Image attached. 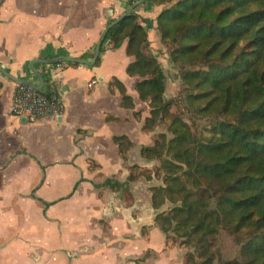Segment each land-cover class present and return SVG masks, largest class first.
I'll return each instance as SVG.
<instances>
[{"label": "crops", "instance_id": "1", "mask_svg": "<svg viewBox=\"0 0 264 264\" xmlns=\"http://www.w3.org/2000/svg\"><path fill=\"white\" fill-rule=\"evenodd\" d=\"M129 5L0 0V65L38 84L29 60L91 59L108 21ZM133 11L150 38L160 8L145 2ZM125 45H106L97 66L34 64L43 90L62 102L56 120L29 123L10 114L15 83L0 72V264H183V248L168 242L154 222L153 161L140 154L152 133L142 130L146 102L134 89L138 78L126 73L133 58ZM116 82L134 108L120 105ZM120 136L130 142L124 156L114 141ZM137 167L151 170V177L131 179Z\"/></svg>", "mask_w": 264, "mask_h": 264}, {"label": "trees", "instance_id": "2", "mask_svg": "<svg viewBox=\"0 0 264 264\" xmlns=\"http://www.w3.org/2000/svg\"><path fill=\"white\" fill-rule=\"evenodd\" d=\"M145 2L160 8L156 31L180 79L179 98L165 97L166 74L134 11L107 31L94 66L106 45L116 49L126 41L133 58L126 73L138 78L134 89L146 102L142 130L152 133L140 154L163 171L150 188L154 222L167 241L188 248L183 264L219 262L221 233L237 247L226 264H264V0ZM116 84L120 105L134 108ZM180 104L208 120L207 134L194 132L182 110L173 111ZM161 125L166 131L157 130ZM114 141L124 156L130 142ZM165 203L171 206L161 209Z\"/></svg>", "mask_w": 264, "mask_h": 264}, {"label": "rangeland", "instance_id": "3", "mask_svg": "<svg viewBox=\"0 0 264 264\" xmlns=\"http://www.w3.org/2000/svg\"><path fill=\"white\" fill-rule=\"evenodd\" d=\"M156 30L157 29L155 27V31L151 33L150 38H151V42L153 43L152 44V50L154 51L155 55L160 60L162 67H163V70L166 74L165 97L167 99L179 98L180 90H181L180 79H179L178 74L176 73L175 69H173L168 62V48L159 42L158 33ZM178 100H180V99H178ZM145 110L147 111L146 107H145ZM176 110L177 111L182 110L183 118L190 124V126L194 132L201 133V134H207L206 126L208 124V120L206 118L195 115L194 113L192 114L191 112H188L182 104H180V106L179 105L174 106L173 111H176ZM157 130L158 131H161V130L166 131L165 125L159 126ZM167 135H168V137L171 136V134L168 132H167ZM158 164H159V162L156 161V162H152L150 165L151 170L153 172H155V175H153V176L155 177L156 181L154 180L153 183H155L157 185L160 184V182L162 181V177H163V171H157L156 170V166ZM151 170H146L145 168L138 170V167H137L136 172H139L140 177L142 179H144V177L149 176V174L151 173L150 172ZM170 206H171L170 203H165L161 207V209L166 210ZM172 245H177V246L183 248L184 253L186 250H188V248H185V247L178 245V244H172ZM218 249H219L221 260L219 262H216L215 264H226V262L230 261L237 253V247L234 246V244L231 242L230 238L228 236H226L224 233H221L219 235ZM228 264H231V263H228Z\"/></svg>", "mask_w": 264, "mask_h": 264}, {"label": "built area", "instance_id": "4", "mask_svg": "<svg viewBox=\"0 0 264 264\" xmlns=\"http://www.w3.org/2000/svg\"><path fill=\"white\" fill-rule=\"evenodd\" d=\"M95 82V79L91 80L88 86ZM43 88L36 90L26 85L15 84L9 113L17 117L24 116L29 123L56 120L63 112L62 102L56 96L47 95Z\"/></svg>", "mask_w": 264, "mask_h": 264}, {"label": "water", "instance_id": "5", "mask_svg": "<svg viewBox=\"0 0 264 264\" xmlns=\"http://www.w3.org/2000/svg\"><path fill=\"white\" fill-rule=\"evenodd\" d=\"M144 3H145V0H135V1H133L123 13H121L118 17L114 18L109 23H107V25L102 30V32H101V34H100V36H99V38H98V40H97V42L95 44L93 55H92L91 59L78 57V56H69V55L56 56V57H52V58H42V57L32 58L28 62V68L38 78V80H39L38 84H35V83L29 81L28 79L17 77V76H14V75L10 74L1 65H0V72L4 76H6L8 79L12 80L15 84L26 85V86H29V87L34 88L36 90H41L43 88V86H44V77H43L42 73L34 67V64H36V63L53 64V63H58V62H75V63H79V64H84V65H87V66H94L97 58L99 57L100 48H101V45H102V43L104 41V38H105V35H106L107 31L113 25H115L120 20H122L126 16H128L133 11L134 8H136L137 6L142 5ZM20 118H21L22 122L26 121L24 116H22ZM58 118H60V116Z\"/></svg>", "mask_w": 264, "mask_h": 264}]
</instances>
